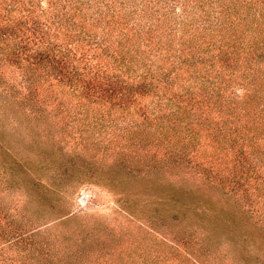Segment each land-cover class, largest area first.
I'll list each match as a JSON object with an SVG mask.
<instances>
[{
  "label": "rangeland",
  "instance_id": "374dc122",
  "mask_svg": "<svg viewBox=\"0 0 264 264\" xmlns=\"http://www.w3.org/2000/svg\"><path fill=\"white\" fill-rule=\"evenodd\" d=\"M56 1L0 0V264H28L18 234L79 230L147 264H264V0H137L146 16L128 17ZM48 32L111 72L108 43L164 66L161 97L79 105L35 51Z\"/></svg>",
  "mask_w": 264,
  "mask_h": 264
},
{
  "label": "trees",
  "instance_id": "16d2710c",
  "mask_svg": "<svg viewBox=\"0 0 264 264\" xmlns=\"http://www.w3.org/2000/svg\"><path fill=\"white\" fill-rule=\"evenodd\" d=\"M56 2V0H50V7L52 8L53 4H56ZM92 3L94 5L90 6L94 7V11H92L94 16L103 11V9L101 10V5L103 4L106 5V10L113 11H115L117 5H119L117 10L127 17L129 14L131 16H146V10L143 8L144 4L136 5L137 0H92ZM84 7L86 6L82 8L75 7V12L78 13L77 10H79L76 16H88L86 12L88 8ZM56 10H59V12H54L51 15L48 11V21L46 22L48 24V30L51 29L50 23H52V15H59V13L63 15L59 7H56ZM80 10H84V12ZM220 11L223 12V10ZM46 12L47 11L44 9L41 11L45 16ZM0 32H2L1 34L3 35L7 34L4 30ZM52 35L53 34L48 32V42L45 43L43 41L39 43L35 51L41 55L40 58L48 60L51 67L57 70L62 82L68 83L71 89L78 93L79 105H82L85 99L103 103L104 109L97 111V113L102 116L106 113L112 114V111L129 110L131 106L125 105L126 102H123L124 93L121 89L124 87H129V97H134L136 95V97H138V95L143 96L145 94H157L161 97V95L158 94L159 91H156V89L158 84L164 81L163 79H166V81L168 79L166 78L167 70L164 66L160 67L158 65V67H156L153 64L143 61H141V63L132 62L130 58L134 57L133 55H125L122 48H114L115 46L108 43V46L106 44L102 47L114 57L108 60V62H115V67H113V69H118L116 72H111L107 70V62L100 60L99 67H97L92 61L93 56H88L85 52H81L79 57L70 56L63 47L64 44H58L59 41L56 38L53 40L50 39ZM120 35L122 36L123 34ZM109 37L104 38V41L106 42L107 39L109 41ZM42 44L46 45L42 46ZM25 47V45H21V48L15 47L8 53L6 59L9 60L10 63H20L21 52ZM250 47H253L252 51L256 54L257 47ZM52 75V72H48V80ZM138 77H140L139 80H136ZM114 97L120 98L122 101L119 103L114 102ZM86 111L89 112L88 110ZM79 231V235L76 238H71L69 240L71 241L69 246H65L67 241L51 233L44 236H37L35 233L34 236L31 235L30 237L24 234H18V237L22 238V248L28 250V252L24 253V258L20 255V259L28 264H129L131 262L147 264L145 259L140 262L132 258L127 249H118V243L114 240L103 239V247H100V239L98 236L101 238H103V236H108V234L104 235V232L99 234L98 231L95 232L92 230L86 234L83 230ZM182 237H185L183 243L190 246L188 244L190 242V237L181 236L180 238ZM209 251L210 249H208V251H203L202 255L206 253L209 254ZM61 254L72 259L67 262L66 259L61 257Z\"/></svg>",
  "mask_w": 264,
  "mask_h": 264
}]
</instances>
